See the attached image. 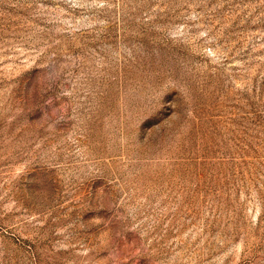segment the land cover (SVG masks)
<instances>
[{"label":"rangeland","instance_id":"obj_1","mask_svg":"<svg viewBox=\"0 0 264 264\" xmlns=\"http://www.w3.org/2000/svg\"><path fill=\"white\" fill-rule=\"evenodd\" d=\"M0 264H264V0H0Z\"/></svg>","mask_w":264,"mask_h":264}]
</instances>
